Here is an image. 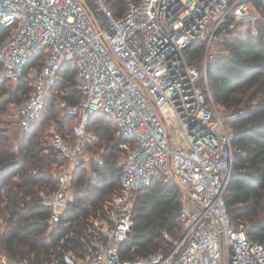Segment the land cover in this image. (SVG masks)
Instances as JSON below:
<instances>
[{"label":"built area","instance_id":"built-area-1","mask_svg":"<svg viewBox=\"0 0 264 264\" xmlns=\"http://www.w3.org/2000/svg\"><path fill=\"white\" fill-rule=\"evenodd\" d=\"M260 22L264 0H128L120 16L105 0H0V30L10 27L0 42V85L16 81L33 54L45 53L33 90L17 108L21 129L41 118L58 71L70 64L77 68L79 96L61 103L75 122L72 137L51 135L59 160L79 164L93 138L87 126L95 111L125 139L106 218L92 222L81 255L66 253L64 264H264V244L249 238L228 212L232 131L207 79L208 64L229 51L228 35H256ZM194 41L203 46L199 66L185 54ZM59 166L53 169L56 188L41 197L50 228L74 195L71 166ZM159 176L181 189L182 234L173 240L163 233L172 244L168 252L122 259L119 245L129 237L134 198ZM0 264L52 263L0 252Z\"/></svg>","mask_w":264,"mask_h":264},{"label":"trees","instance_id":"trees-1","mask_svg":"<svg viewBox=\"0 0 264 264\" xmlns=\"http://www.w3.org/2000/svg\"><path fill=\"white\" fill-rule=\"evenodd\" d=\"M127 1L105 0L115 16L124 12ZM9 33L10 27H3L0 42ZM225 43L228 53L207 66L212 98L232 131L233 166L224 198L230 216L244 225L249 238L264 244V22L258 23L256 35L233 32ZM202 49V43L192 42L186 58L199 66ZM44 56L43 51L33 54L14 84L0 85V114L7 113L9 106L20 105L33 90L29 72L40 68ZM76 73L77 68L70 64L61 66L42 117L22 130L16 147L0 130V252L10 258L64 264L66 253L81 255L85 240L91 237L93 220L106 218L105 205L119 186L123 156L119 143L125 139L117 137V127L108 116L95 111L87 126L94 138L85 149L97 148L101 164L91 159L87 166L84 160L76 165L72 200L55 226L50 228L46 223L49 211L41 204V197L56 188L53 169L62 161L44 138L43 125L53 121L62 136L72 137L75 119L57 105L60 100L66 104L78 100ZM97 113L108 121L102 122ZM180 197L178 184L162 176L136 195L129 237L119 245L120 258L134 259L171 249L163 233L173 240L182 234Z\"/></svg>","mask_w":264,"mask_h":264},{"label":"rangeland","instance_id":"rangeland-1","mask_svg":"<svg viewBox=\"0 0 264 264\" xmlns=\"http://www.w3.org/2000/svg\"><path fill=\"white\" fill-rule=\"evenodd\" d=\"M34 73H35L34 71H30L29 72V75H30V78H31L30 80H31L32 83H33ZM11 84H14V82H8L7 83V85H11ZM3 97H6V96H3ZM61 101L62 100H60L58 105H57L60 110L62 108V106H61L62 102ZM17 108H18V105L9 106L7 113H1L0 114V130L3 131L4 134L9 137V141L14 147H16L17 143L20 141L21 132H22V129H21V127L19 126V124L17 122V116H16ZM98 115H99V117H101L102 122H107L108 121L105 116L102 117L103 115H100V114H98ZM43 119L45 120V115H44ZM43 126L45 128V130H44V134H45L44 138L47 140V143L51 145V135L53 133H55V132L59 133V134H62V133H61V131L56 129V126H55L53 121H46V123ZM67 131H68V127H67V130H64L63 134L66 135ZM90 132L91 131H89V133ZM98 152L99 151H97V148H94L93 150H88V151H86L87 155L85 157H83V159H82V153H81L80 162L84 160V162L86 163L85 165L87 166V162L88 161H90L91 159L98 158V154H97ZM74 162L75 161L62 160V164L58 168H56V170L59 169L62 166L63 167H68V166L72 165L73 166L72 173H73L74 168H76V165H78V164H75ZM71 179H72V174H71ZM72 189L74 191L73 187H72ZM95 220L99 221L100 219H94L93 221H95ZM97 223H100V222H97Z\"/></svg>","mask_w":264,"mask_h":264},{"label":"crops","instance_id":"crops-1","mask_svg":"<svg viewBox=\"0 0 264 264\" xmlns=\"http://www.w3.org/2000/svg\"><path fill=\"white\" fill-rule=\"evenodd\" d=\"M62 102V101H61ZM92 133V132H91ZM94 136V135H93ZM94 138V137H93ZM87 154H86V150H85V148H84V150H83V152H82V159H83V157H85ZM62 161V160H61ZM71 168L73 169V166L71 165ZM88 169H89V167H88Z\"/></svg>","mask_w":264,"mask_h":264}]
</instances>
